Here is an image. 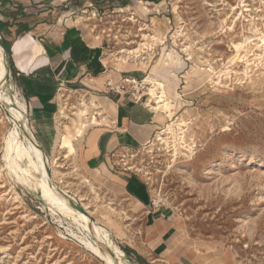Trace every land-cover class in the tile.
<instances>
[{"label":"rangeland","instance_id":"374dc122","mask_svg":"<svg viewBox=\"0 0 264 264\" xmlns=\"http://www.w3.org/2000/svg\"><path fill=\"white\" fill-rule=\"evenodd\" d=\"M239 2L76 0L66 8L67 15L95 24L118 63L135 65L141 75L127 76L146 79L152 97L161 82L172 105L153 138L120 158L146 182L152 206L166 209L177 228L162 258L142 237L145 218L138 209L80 161L84 133L100 117V92L62 88L63 114L46 129L27 112L26 123L49 160L45 176L111 232L129 264H264V0H245L249 10L242 15V7L232 9ZM145 7L170 19L163 37L148 26ZM6 92L13 102L24 101L10 59ZM81 120L94 121L75 137ZM167 125L171 130L161 134ZM10 128L0 106V264H106L69 231L81 235L71 217L38 199L39 174L24 175L26 183L16 180L4 159ZM59 133L71 138L73 149L60 147ZM17 161L28 167L26 159ZM97 244L105 251L103 242Z\"/></svg>","mask_w":264,"mask_h":264},{"label":"crops","instance_id":"0c3cea01","mask_svg":"<svg viewBox=\"0 0 264 264\" xmlns=\"http://www.w3.org/2000/svg\"><path fill=\"white\" fill-rule=\"evenodd\" d=\"M73 1L0 0V35L9 44L14 75L21 82L27 112L38 128L46 129L57 118L62 88L100 92L96 113L101 116L84 133L80 161L108 191L123 194L138 209L140 218H145L142 237L162 258L169 246L166 238L177 228L166 209L152 206L146 182L122 166L120 158L125 151L148 143L168 116L129 94L103 91L107 80L117 82L123 76L141 74L135 65L117 62L111 49L104 47V36L95 31V24L67 15L66 8ZM149 10L152 8L147 11L148 26L163 37L169 32L170 19Z\"/></svg>","mask_w":264,"mask_h":264},{"label":"bare ground","instance_id":"6f19581e","mask_svg":"<svg viewBox=\"0 0 264 264\" xmlns=\"http://www.w3.org/2000/svg\"><path fill=\"white\" fill-rule=\"evenodd\" d=\"M245 6H246L245 0H240V2L238 3V6L234 5L232 9L235 10L239 7H242L240 11L238 10L239 15H242L243 11L249 10L248 7H245ZM238 18L239 17H236L235 19H238ZM260 40H261L262 45H264V38L260 37ZM234 46L236 49H238L241 46V42L239 44H235ZM6 74H7V69H6L5 55H4L3 49L0 47V106L1 108L6 109L7 116L10 118L12 122V128L9 129L7 136L4 140L5 142V146H4L5 147L4 148L5 158L4 159H6L5 161H7V165L9 166L10 170L14 174V177L17 178L16 180L26 183L27 179L24 175L31 174L32 172H36L37 175L39 174L40 178L37 184L40 189V198L42 199V201L46 205H48L51 211L59 213L64 216L71 217L72 220L77 225V229L79 233H81V235H78L77 233H75L74 231L70 229L69 231L72 234L76 235L84 243L86 247L92 249L98 256L102 257L106 261V264H129V262L125 258V254L123 250L113 241L111 232L106 227L98 223L97 220L93 221L86 214L74 209L69 204L68 198H66L64 194H66L72 200H75V198L72 195L68 194V192L64 188L62 189L59 185L55 184V182L52 180V178H50V176L49 178L45 176V173L47 172L46 167L49 161L48 157L45 154L44 149L36 141L34 135L32 134L31 130L29 129L26 123L27 111H26L25 102L18 98H15V102H13L9 94L6 92V84H7V80L5 79ZM244 75H245V72H244ZM157 84L160 88V91H158L157 93H160V94L154 95V98H156L157 100H156L155 105L153 104L151 107L154 110L159 109L160 107V109L162 108L161 110L167 113V116H170V114H172V111H171L172 105L170 104L171 102L169 103V101L166 98H164L163 84L161 82H158ZM152 90L153 88L150 89V91ZM59 113L63 114V111L60 110ZM79 114L80 116L86 115L84 110H80ZM93 121H87L84 123L81 120L79 124L80 127L77 129L75 137L82 136L84 129L89 124L92 125ZM170 130H171L170 126L167 125V128L162 130L161 134H164V132H168ZM21 135L24 137V140H21ZM160 139H163V138H160ZM58 142L61 148H66L69 150L73 149L71 138L65 137V135L62 133H59ZM22 159L27 160V163H28L27 168H22L21 165L18 163L17 160L21 161ZM36 192H38V189ZM81 206L84 208V210L87 211L84 205H81ZM90 235L95 238L96 242L90 238ZM98 241L103 242V245L105 248L103 249L105 251H102L99 248L97 244ZM106 249L107 250L109 249V253L106 251Z\"/></svg>","mask_w":264,"mask_h":264},{"label":"built area","instance_id":"2783aa9c","mask_svg":"<svg viewBox=\"0 0 264 264\" xmlns=\"http://www.w3.org/2000/svg\"><path fill=\"white\" fill-rule=\"evenodd\" d=\"M152 87H146L145 80L124 76L117 82L107 80L104 84V91L106 93L129 94L135 101H140L149 107L152 102L154 105L156 102V99L150 93V88ZM157 94L159 95L160 93ZM127 168L130 169V167Z\"/></svg>","mask_w":264,"mask_h":264},{"label":"water","instance_id":"95a60500","mask_svg":"<svg viewBox=\"0 0 264 264\" xmlns=\"http://www.w3.org/2000/svg\"><path fill=\"white\" fill-rule=\"evenodd\" d=\"M0 47L3 49L4 51V55H5V61H6V69H7V74L5 75V79L7 80L8 79V72H9V52L8 50L6 49V47L4 46V40L2 38V36L0 35ZM47 170V168H46ZM64 196L66 198H68V201H69V204L76 210L86 214L88 217H89V214L86 210H84V208L78 203L76 202L75 200H72L71 198H69L66 194H64ZM39 200L42 201V199L40 197H38ZM114 242H116V240H114ZM127 258V257H126Z\"/></svg>","mask_w":264,"mask_h":264},{"label":"trees","instance_id":"16d2710c","mask_svg":"<svg viewBox=\"0 0 264 264\" xmlns=\"http://www.w3.org/2000/svg\"><path fill=\"white\" fill-rule=\"evenodd\" d=\"M4 46L6 47V49L8 50L9 52V44L4 40Z\"/></svg>","mask_w":264,"mask_h":264}]
</instances>
